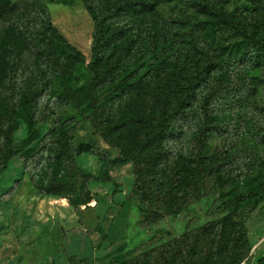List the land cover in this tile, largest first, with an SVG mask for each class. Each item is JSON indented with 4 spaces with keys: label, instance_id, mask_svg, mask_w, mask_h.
Segmentation results:
<instances>
[{
    "label": "rangeland",
    "instance_id": "374dc122",
    "mask_svg": "<svg viewBox=\"0 0 264 264\" xmlns=\"http://www.w3.org/2000/svg\"><path fill=\"white\" fill-rule=\"evenodd\" d=\"M88 1L136 7L99 46L97 120L112 145L85 91L95 24L81 0H10L18 10L0 18V264H264V32L220 25L247 14L262 31L264 8ZM191 78L203 96L229 92L215 103L224 124L175 93Z\"/></svg>",
    "mask_w": 264,
    "mask_h": 264
},
{
    "label": "trees",
    "instance_id": "16d2710c",
    "mask_svg": "<svg viewBox=\"0 0 264 264\" xmlns=\"http://www.w3.org/2000/svg\"><path fill=\"white\" fill-rule=\"evenodd\" d=\"M151 1L152 0H144L143 2L145 5L148 6L147 7L148 11L153 12L156 10L157 6H159L158 5L159 1L158 0L157 1L153 0V2H151ZM81 2L85 6V8L87 10L86 12L88 13L90 19L95 24V34L93 36L94 38H93V41H92L91 46H90L91 57H90V60L88 62V66H87V67H89V71H90L89 73L91 75V78L85 87L86 94H87L88 98L90 99V107H91V111H92L91 112V116H92L91 119H92V123H93L94 128L101 133L100 135L105 140V142L107 144L109 143L112 145V141L104 135V132L101 131V129H100L101 127H100L98 120H97L99 109L101 112V108L98 104L99 102H98L97 98L95 97L94 90L100 81L99 73H98L99 72L98 64L101 60L99 46H100V42H101L102 31H103L106 23L115 19L119 15L126 16V15L134 14L136 7H133L134 6L133 5L131 7L127 6L125 8V7H123V5L117 4L115 7H109L107 10H105V12L103 14H99L97 12L98 10L94 6L90 5L88 0H81ZM243 2L248 4V6L252 9L251 12H259V11H261L260 9L264 8V0H243ZM193 4H194V9L199 8V10L202 12L212 13V11H213V9L208 4H206L205 0H196V1H194ZM16 10H18V7L14 3H11L10 0H0V18L6 14H13ZM143 11H145V10H143ZM236 15H237V13H236ZM236 15L235 16L234 15L233 16H229V15L221 16V21L223 22V24H220V25H225V26L231 25V26L237 28L242 34H244V36L246 38L252 37L253 39H255V36H256L255 34L259 35V33L262 34L264 32V28L261 31V25H259L260 22L257 23L256 19L253 18L252 16L245 14V17L243 18V16H240V15L236 16ZM246 19H247V21H246ZM263 23H264V21H263ZM250 29L252 30L253 34H252ZM154 33H155V36H158L156 32H154ZM256 41H257L256 43H257L258 49L255 51L257 53L264 51V39L257 38ZM259 56H257V57H259ZM172 76H174V75H172ZM175 85L178 87L177 90H175V93L181 94V96H183V95L188 96L186 99L188 101H183V102H186L189 107H194V105L196 103H198V105L201 106V110L203 111L204 117H206V121H207V119H208V121H211V124L213 126H215L216 124L217 125L224 124V120H223L224 118L217 115V113L219 112V107H215V103L221 97H223L224 100L229 99L230 98L229 92L221 94L220 90H218V91H215V93H213V94L211 92L210 93L207 92L206 95L203 96L201 91H200V88H202L200 80H197V79L194 80L193 78H191L190 81H186L185 84H181V82H178ZM219 93L221 95H218ZM224 95L227 96V99L224 98ZM232 96H234V98H233L234 102L233 103L237 102V100H236V98L238 96L237 92H233ZM242 101L244 103L245 100L242 99ZM33 103L34 102L32 100H29V99L26 100L25 104L27 105L29 111L32 110ZM166 104L167 103H165V106H166ZM181 107H183V103H180V105H174V107L171 110L170 116H169V121H173L174 119H176L179 116ZM14 115H15V111L13 109H11L10 115L8 116L9 119L12 120ZM210 130L211 129L209 128L207 131H210ZM114 146H116V145H114ZM120 157L123 160H131L134 162V168H135L134 186H135V189L137 190V192L140 194L141 198L145 199L147 194L145 192V189H143L144 188V185H143L144 180H143V171H142V165H141L142 160L140 159V157L134 155V153L131 150L121 152ZM209 231H210V227L205 226L204 228H202L201 235L206 236V234H208ZM192 255L195 256L196 251H193Z\"/></svg>",
    "mask_w": 264,
    "mask_h": 264
}]
</instances>
